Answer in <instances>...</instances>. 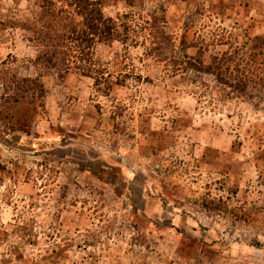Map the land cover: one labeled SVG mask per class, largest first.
<instances>
[{
    "label": "rangeland",
    "instance_id": "374dc122",
    "mask_svg": "<svg viewBox=\"0 0 264 264\" xmlns=\"http://www.w3.org/2000/svg\"><path fill=\"white\" fill-rule=\"evenodd\" d=\"M98 1L127 40L38 62L0 0V264H264V0Z\"/></svg>",
    "mask_w": 264,
    "mask_h": 264
},
{
    "label": "trees",
    "instance_id": "16d2710c",
    "mask_svg": "<svg viewBox=\"0 0 264 264\" xmlns=\"http://www.w3.org/2000/svg\"><path fill=\"white\" fill-rule=\"evenodd\" d=\"M38 8L33 25L25 26L26 31L32 33V40L41 47L36 58L38 62L43 58L52 61L58 53H64V49L70 50L80 61L85 58L90 60L94 44L126 41L132 31L126 24L119 28L113 18L105 16L98 0H38ZM223 55H227V60L232 57L228 52ZM224 63L225 60L215 62L214 59L213 63L205 66L204 72L214 75L219 83H224L233 91L245 92L249 76L241 72L234 81V74L239 72L238 66L226 64L224 67ZM189 67L196 68L194 64Z\"/></svg>",
    "mask_w": 264,
    "mask_h": 264
}]
</instances>
